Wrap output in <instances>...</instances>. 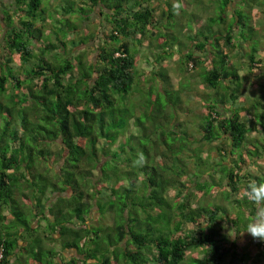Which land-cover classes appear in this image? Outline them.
I'll use <instances>...</instances> for the list:
<instances>
[{"label": "trees", "instance_id": "16d2710c", "mask_svg": "<svg viewBox=\"0 0 264 264\" xmlns=\"http://www.w3.org/2000/svg\"><path fill=\"white\" fill-rule=\"evenodd\" d=\"M45 1L53 7L41 0H0V264H81L93 256L98 257L97 264H246V259L250 264H264L261 241L244 231L256 210L246 198L247 185L264 182V84L246 106L228 107L242 90L239 68L246 72L264 68L257 55L258 30L250 22L253 0H220L217 14L194 16L196 24L186 43L174 39L179 41L177 61L187 69L188 61L190 67L201 65L198 76L209 91L198 92L202 110L187 108L178 91L190 90L188 82L182 87L179 80L173 88L163 67L159 68V90L149 98L148 112L141 111L154 136L148 135L153 152L146 147L149 159L132 161V176L123 171L129 186H121L120 193L117 151L109 147L122 138L117 146L122 154L119 163L128 169L131 158L124 138L135 134L129 124H123L133 118L143 125L136 111L132 115L126 106L134 95L135 89L130 88L137 76L136 58L126 38L146 43V32L155 33V45H161L159 52L164 51L174 35L168 34L169 25H182L176 24L173 15L184 0H175L176 7L172 0H157L155 5L151 4L154 0ZM255 1L257 5L260 0ZM244 3L246 12L241 8ZM259 4L264 14V3ZM156 6L161 14L165 12V23L162 31L153 32L159 24ZM210 7L207 3L206 11ZM47 9L53 13L46 14ZM90 12L109 23L107 31L98 30L99 40L93 48L87 47L92 58L84 48L70 52L94 39L95 29L86 38L78 34L77 26L81 27ZM55 15L70 17L69 21L75 18L69 42L57 37L59 43L51 41L53 33L46 19ZM81 30L92 31L87 25ZM242 43L247 44L246 51L240 50ZM68 44L70 50L64 57L44 56L49 50L62 51ZM161 59L158 53L153 61ZM146 89L152 93L155 87ZM180 113L194 114L196 124L177 120ZM251 131L255 134L250 137ZM100 138L101 156L106 159L91 176L97 159L88 169L76 167L82 158L90 159ZM55 143L54 149L51 144ZM89 148L91 155L87 156ZM110 160L112 175L103 166ZM250 163L254 167L248 172ZM65 189L68 193L64 195ZM168 189H172L171 195H167ZM84 195L93 198L96 206H103L102 196L109 206L116 205L117 212L111 216L116 236L106 241L107 247L93 244L100 230L91 229L88 212L93 203L84 202ZM206 196L209 199L203 201ZM216 196L230 198L241 211L237 214L244 217H231L229 231H221L226 220L220 205L212 204ZM246 238L259 247L254 253L240 247ZM55 244L60 251L74 250L75 254L65 256ZM194 249L201 250L202 256H188Z\"/></svg>", "mask_w": 264, "mask_h": 264}, {"label": "rangeland", "instance_id": "374dc122", "mask_svg": "<svg viewBox=\"0 0 264 264\" xmlns=\"http://www.w3.org/2000/svg\"><path fill=\"white\" fill-rule=\"evenodd\" d=\"M42 2H45L46 4L50 3V7L52 6L51 2H46L45 0H41ZM157 0H154V2H152L151 4H158L156 3ZM251 0H248V3ZM255 6H252L249 14H250V22L252 25H254L257 28V35L259 38V49H258V53L257 55L261 56V61L259 63L264 64V38H261V35L264 34V14L262 13V11L260 10V8H258V6L260 7L261 4L259 3H264V0H260L258 1V4L256 5V1L253 0L252 1ZM160 3V2H159ZM173 5H177L175 0H172ZM207 3L211 4V7L208 11H206L205 6H207ZM72 4V3H71ZM163 9H165L164 5H161ZM222 6V2L220 0H184L181 1V4H179L178 9L176 14H174L173 16L175 18H177L178 20H176V24L179 25L180 23H182L181 29L178 26H172L169 25V29L167 30L168 34H174L172 35V39H170L169 43H167V45H164V51L159 52L161 50V45H155L156 42V36L154 34H149L148 32H146L145 34V39H146V43L141 42L140 44H137L136 42L132 41L130 38H126V44L128 45L129 51L130 53H134V55L136 56V72H137V76L135 79V83L131 84V90H134L132 94V97H130V93L128 92V97H130V101H128V104L126 105L129 111L132 112V115L135 113L136 111V115H138L139 117H141L140 119L143 122V125L137 122H133V118H127L126 123L123 124L124 125H128L129 124V130L135 134V136L131 139L127 140V137L124 138V142H125V146H126V152H127V157L131 158V161L128 163L127 167L128 169L120 164V160L122 158V154L119 155L118 153V143L122 141V138H120V136L118 137V139L113 142L110 145V149L113 150L114 148L117 151V154L115 156V161L118 165V170H116V173L121 175L122 177V183L118 186V192L120 193L121 191V186H129L128 185V180L127 178V174L123 171L128 170L130 171L129 175L132 176V161L135 160H141L143 163H145L149 157L148 155L146 156V152H145V148L147 147L148 149H150L151 153L153 152V148H151L152 143L150 142V140L148 139V135L150 136V138L152 139L154 136L153 134L150 133V128L147 126V124L149 123L148 119H145L143 112H141L142 110L147 113L148 112V107L150 105V101H152V99L150 100L149 98H153L157 92L158 88V75H157V71L160 70V67H163V69L165 70L166 74L169 76L170 81H171V85L173 88H176L178 86V81L180 80L181 86L182 87H186L187 86V82L188 85L191 87V89L189 90L188 88L183 89L182 91H178L179 96L181 97V99L184 102V105L188 108H191L193 110L198 111L199 108L201 109L202 106H199V100H198V95L200 91H207L208 88L203 86V84L200 81V77L198 76V69H200L199 66H194V67H189V65L191 64L190 61L187 62V67H189V69L186 68L185 64L182 61H177V57H178V50H179V45L177 40L174 39H178L180 41H182V43H186L187 42V34L190 33V31H193V26L196 24L194 23V16H200L203 14L204 17H206L207 13L214 15L217 14L219 7ZM248 7V6H247ZM156 9L154 10V15L156 17H158V21L159 24H157L158 26L155 28H153V32H157V31H162L161 25H164L165 23V12L163 14H161V11L159 9V7H155ZM244 12H246L245 8H246V4L244 3V5L242 4V7ZM84 10V9H83ZM48 11V12H47ZM47 13H53L51 10L47 9ZM85 11V10H84ZM87 11H85L84 13H86ZM163 12V11H162ZM206 12V13H205ZM78 13L81 14L83 12H81L78 9ZM56 17L52 18V17H47L46 19V23L48 25V28L51 29V32L53 33L52 37H51V41L53 43H59V41L57 42L56 37L58 38V40H62V41H66L67 37L68 40L70 39V34L69 32H71L72 29V21L75 20V18H71L72 20L69 21L70 17L73 16L72 13H68V16L70 17H58L57 15H55ZM173 21V20H171ZM87 25V29L88 30H92L89 32H85L81 29H85V25ZM109 23L101 20V16L96 13V12H90V17L87 20L82 21V25L77 26L79 31L78 34L79 36H83L84 38H86L85 36H87L88 34H92L94 29L95 31L97 30L96 33H94V39L93 40H89L87 43L85 44H80L75 48H72V50H70V45L68 44V46H65V48L61 50H49V52L44 53L45 57H55V58H61L64 57L66 55V52H68L70 50L71 53H73L76 50H82V48L86 49L87 55L89 57H93V54L90 53V51L88 52V48L90 47L93 48V44L95 43L96 40H99L98 37V30H100L101 28L106 30L108 29ZM87 31V30H86ZM205 31V30H204ZM1 34V33H0ZM138 37V36H137ZM76 39L78 37H75ZM143 37H141V39H144ZM66 42H69V41ZM86 41V40H85ZM172 44V45H171ZM105 45V43H104ZM170 45V46H169ZM59 46V45H58ZM191 47V44H189L188 48ZM93 50V49H92ZM91 50V51H92ZM240 50H247V44L246 43H242ZM239 50V51H240ZM172 51V54L170 55L169 53ZM162 54V58L161 60H158L156 62L153 61L154 56L157 54ZM169 54V55H168ZM194 54L198 55V57L203 59V56L201 57V53L198 51H195ZM200 54V55H199ZM233 60L237 59V55L233 54L232 57ZM242 60L245 61L244 57H241ZM205 60V58H204ZM177 61V62H176ZM12 63V62H11ZM10 63V64H11ZM25 65H28V63H26ZM13 66H15V64H13ZM238 73L241 78V83H242V90L240 95L238 96V98L236 99L235 103H229L228 107L231 109V107H238V106H246V102L247 100L252 97V95L257 94L258 93V87L260 86V84H264V68L260 69V68H251L250 72L244 69V68H239ZM135 84V85H134ZM149 85L154 86L155 89L152 93H150V91L148 89H146ZM140 90V91H139ZM209 91V90H208ZM250 91H252L251 94ZM162 93V92H161ZM152 94V95H151ZM163 94V93H162ZM182 105L184 108L185 106ZM198 107V109H196ZM132 110V111H131ZM202 110V109H201ZM194 113H196L194 111ZM228 114L229 110H227L226 112H224V114ZM131 114V113H130ZM153 116H157L156 115H152ZM155 118V117H154ZM188 119L190 121L191 124H196L195 119H194V114H192L190 116L189 113H180L177 114V120H182V119ZM176 120V121H177ZM150 121L152 122V120L150 119ZM155 122H159L158 120H155ZM195 126V125H192ZM175 129L177 130V124L175 125ZM133 130V131H132ZM253 134H255V132L251 131L249 132V136H253ZM213 145L217 144L216 141L211 142ZM56 144V143H55ZM51 144L52 148H57V144ZM103 144V140L100 138L97 141V144H95V152L93 155H91V150L89 148V151L86 153L87 156H90V159H86L83 158L81 160L78 161L77 163V169H88L90 168V166L92 165L93 160L97 159L98 161L95 164V167L92 168L91 176H94L96 173H98L99 171V166L101 164V162L106 159V156H101V149L100 146H102ZM154 148L156 150H160V146H155L153 144ZM89 147V146H88ZM126 152L124 153V155L126 154ZM262 160H264V158H261ZM112 161L110 160L109 163L107 162V164H104V168L106 167V170H108L110 173V175H112L110 167L108 164H110ZM130 164V165H129ZM101 166V167H103ZM254 165H251V163L246 167V170H248V172L253 170ZM55 168V167H54ZM130 169V170H129ZM261 169H263V167H261ZM135 170L138 171L135 167ZM43 173V175H45L47 177V175L43 171H41ZM141 172V171H138ZM137 172V173H138ZM139 177H137V179L134 180V182H138ZM40 183V181H38ZM134 187V184L133 186ZM211 187L213 188V186L211 185ZM210 187L209 190H211L212 188ZM93 189V186L91 187ZM68 190H64L62 191V194H67ZM167 195H171L172 193V189H168V191L166 192ZM209 199V196H206L203 201H206V199ZM110 198V197H108ZM107 197L104 198V196H102V201L104 202L103 206L101 207L100 205L96 206L94 204V199L90 198L88 195H84L83 201L86 203H93L91 205V207H89V212L88 214L89 216V223L92 225L91 229H97L100 230L99 234L97 237L93 238V244H95L96 242L99 243L102 247H107L106 241L110 238H115V234L113 233V229H112V223L113 222V218L111 216H115V212H117V208L116 205L114 206H109L108 203H106ZM214 200V201H213ZM212 200V204L215 203L216 205H220V209H221V217L226 220V222H224L222 224V228L221 231H229V223L227 222L228 220H230V218L234 217L237 214L238 208L233 207V205L231 204V199L228 198V201L225 200L223 198V196H216L215 198H213ZM88 203V204H89ZM191 204H194L193 201H191ZM97 208H96V207ZM235 208V210H234ZM87 209V208H86ZM26 211V210H25ZM4 213H6V209L3 210ZM27 212V211H26ZM239 213L241 211H238ZM238 215V214H237ZM31 216V214H27V218H29ZM244 218L241 214L238 215V219H242ZM239 220V221H240ZM240 226L238 228L241 229V225H242V221L239 223ZM104 225H108L105 230H103ZM243 228V227H242ZM13 228H11L10 230H12ZM108 233V235L106 234ZM98 240V241H97ZM92 241V240H89ZM88 241V243H89ZM92 245V243H91ZM242 249H248L249 252L254 253V251L259 248L255 246V242H250L248 241V239L246 238V240L244 242H241V246ZM54 248L58 251L59 250V246L58 244H55ZM90 248V247H89ZM100 251V250H99ZM63 255L67 256V255H71V254H75L74 250H61L60 251ZM18 253V252H17ZM196 254L197 257L202 256V251L201 250H189L188 251V256H190L191 254ZM20 258V257H19ZM98 257L97 256H93L92 260H86L81 262V264H97ZM246 259V258H245ZM249 259L245 260L246 264H250L248 263ZM232 264V263H231ZM253 264V263H251Z\"/></svg>", "mask_w": 264, "mask_h": 264}, {"label": "clouds", "instance_id": "9594fccd", "mask_svg": "<svg viewBox=\"0 0 264 264\" xmlns=\"http://www.w3.org/2000/svg\"><path fill=\"white\" fill-rule=\"evenodd\" d=\"M174 7L176 6L174 5ZM114 54H117V52ZM190 66L191 64L189 67ZM245 195L247 200L256 206V213L244 231H246L254 240L261 241V246H264V182H249ZM243 232H241L240 235H243ZM236 234L230 236L235 239Z\"/></svg>", "mask_w": 264, "mask_h": 264}, {"label": "crops", "instance_id": "0c3cea01", "mask_svg": "<svg viewBox=\"0 0 264 264\" xmlns=\"http://www.w3.org/2000/svg\"><path fill=\"white\" fill-rule=\"evenodd\" d=\"M255 213H256V210H255ZM229 228V227H228Z\"/></svg>", "mask_w": 264, "mask_h": 264}]
</instances>
